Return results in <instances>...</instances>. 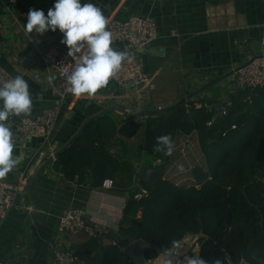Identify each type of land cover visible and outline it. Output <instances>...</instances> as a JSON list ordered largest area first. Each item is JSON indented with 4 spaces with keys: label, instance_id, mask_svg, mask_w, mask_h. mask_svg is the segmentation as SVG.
<instances>
[{
    "label": "crops",
    "instance_id": "crops-1",
    "mask_svg": "<svg viewBox=\"0 0 264 264\" xmlns=\"http://www.w3.org/2000/svg\"><path fill=\"white\" fill-rule=\"evenodd\" d=\"M55 2L0 0V66L14 77L23 76L28 82L33 100L29 115L39 114L58 102L53 89L57 77L46 71L36 47L53 49L65 57L69 56L68 48L61 43L63 34L59 29L43 34L25 30L29 9L43 10L47 16ZM84 3H93L105 14L121 20L135 15L151 16L156 20L158 37L144 52V69L151 82L123 89L110 79L108 86L92 98L68 97L62 104L54 133L48 142L42 138L19 136L14 131V121H6L14 133V156H22L23 159L11 173L0 178V182H20L22 179L23 188L16 205L4 219H0V264H53L57 248L71 250L72 246L82 242L87 235L61 237L57 233L61 217L73 208L84 209L100 232L110 234L124 249L134 239L120 228V220L131 191L144 188L138 172L148 168L160 171V178L176 183L193 182L191 169L205 165L196 132L189 136L179 135L169 161L162 165L159 160L145 156L144 127H141L132 138L118 135L110 147L112 153L130 160L135 167L131 191H119L104 185L92 188L69 181L55 169L53 161L26 188L25 184L38 166L77 132L86 118L87 106L95 105L92 114L113 103L137 110H145L149 106L159 110L195 93L193 98L223 103L232 93L239 91L234 86L235 70L254 56L264 54V0H81V4ZM16 4L24 11L17 12ZM14 17L21 19L24 28L16 24ZM112 47L124 51L121 42L112 43ZM50 76L55 77L51 84ZM219 103L217 115L223 107ZM2 104L0 101V107ZM113 112L119 124L127 120L126 113ZM185 144L187 153L182 155L180 148ZM178 164L183 165V172L178 171ZM195 236L198 240L199 236ZM104 240L109 242L106 238ZM180 243L183 245L181 258L199 254V249L194 247L187 253L184 240ZM175 252L176 249L172 248L162 251L153 264H166V257H174ZM75 264L84 263L78 260Z\"/></svg>",
    "mask_w": 264,
    "mask_h": 264
},
{
    "label": "trees",
    "instance_id": "trees-1",
    "mask_svg": "<svg viewBox=\"0 0 264 264\" xmlns=\"http://www.w3.org/2000/svg\"><path fill=\"white\" fill-rule=\"evenodd\" d=\"M15 9L24 11L19 4ZM218 103L192 97L143 120L125 114L127 120L122 124L113 111L102 114L85 124L53 161L54 167L69 181L97 188L110 180L112 188L131 191L134 165L110 151L118 135L129 139L144 127L143 150L165 165L170 156L155 150L156 138L170 134L174 147L179 135L196 132L205 165L191 169L193 182L176 183L161 177L152 187L143 183L147 193L135 199L140 188L131 191L120 228L144 242L146 260H155L171 249L173 240L203 234L197 243L198 256L205 260L264 264V87L232 93L219 103L226 108L225 115H217ZM227 204L232 210L230 227ZM224 231V251H220L207 237L219 240ZM71 251L84 264H138L108 233L87 237Z\"/></svg>",
    "mask_w": 264,
    "mask_h": 264
},
{
    "label": "clouds",
    "instance_id": "clouds-1",
    "mask_svg": "<svg viewBox=\"0 0 264 264\" xmlns=\"http://www.w3.org/2000/svg\"><path fill=\"white\" fill-rule=\"evenodd\" d=\"M107 25L108 20L102 9L93 3L56 0L47 16L43 10L29 9L25 30L41 34L49 30H60L63 34L61 43L68 48V55L76 61L74 70L67 77L70 86L67 92L88 99L106 88L110 79L120 71L122 63L132 59L128 51H118L112 47V33L107 30ZM82 52V55L77 56ZM48 79L51 84L55 77L50 76ZM0 101L3 102L0 107V178H4L23 159L22 156H14V133L6 121L13 116L29 115L33 108L29 84L23 76L16 75L0 85ZM156 140L155 150L171 156L173 142L170 134L159 136ZM177 169L184 171L182 164H178ZM170 247L176 249V252L174 257H166V264H222L218 258L208 261L195 254L181 258L183 245L177 240L171 241Z\"/></svg>",
    "mask_w": 264,
    "mask_h": 264
},
{
    "label": "built area",
    "instance_id": "built-area-1",
    "mask_svg": "<svg viewBox=\"0 0 264 264\" xmlns=\"http://www.w3.org/2000/svg\"><path fill=\"white\" fill-rule=\"evenodd\" d=\"M104 15L108 20L107 30L112 33V43H123L124 51H128L132 56L131 61L122 63L120 71L112 78L113 81L123 89L140 83L149 84L151 78L144 69V52L158 37L156 20L151 16L143 15H135L123 20L110 14L104 13ZM14 20L16 24L24 28L21 19L14 17ZM25 33L27 32L25 31ZM36 48L38 57L46 71L49 75L55 74L57 77L53 89L58 95V102L34 116H20L13 122V128L19 136L42 138L48 142L54 133L62 104L68 97L73 96L67 92L70 87L67 83V77L74 70L76 61L72 57H65L53 49L40 50L38 47ZM82 54L83 52L78 53L77 56ZM13 78L14 76L6 68L0 66V85ZM234 86L238 90L264 87V56L257 57L250 63L237 68ZM225 114L226 108L223 106L218 115ZM232 128H235V125ZM180 153L182 155L187 153L186 144L180 148ZM105 183L104 186L112 187V181L108 183L107 180ZM21 188H23L22 179L18 183L0 182V219H4L16 205ZM146 193V189L143 188L134 197L140 199ZM57 233L61 237L81 233L87 237H97L101 234L100 230L89 220L87 212L82 208L68 210L59 221ZM78 260L79 257L71 250L59 247L54 252L53 264H75Z\"/></svg>",
    "mask_w": 264,
    "mask_h": 264
},
{
    "label": "water",
    "instance_id": "water-1",
    "mask_svg": "<svg viewBox=\"0 0 264 264\" xmlns=\"http://www.w3.org/2000/svg\"><path fill=\"white\" fill-rule=\"evenodd\" d=\"M262 56H264V54L256 55L250 61H248L247 63L243 64L242 66L250 63L252 60H254L257 57H262ZM195 94H190V95L186 96L185 98H182L181 100H179L175 104H173V105H171V106H169L167 108H163V109H159V110H154V106H149L145 110H137V109H132V108L128 107L125 104L113 103V104L101 109L100 111L92 114V110L94 109L95 105L94 104H90L89 106H87V108L85 110V117L86 118L82 122V124L79 127V129L77 130V132L68 140V142L64 146H62L61 148L56 150L51 156H49L45 160V162H43L41 165L38 166V168L35 170L33 176L31 177V179L25 184V187L29 188L38 179L39 173L49 163L54 161L56 159V157L61 152H63L71 144V142L82 131V129L85 126V124L87 122H89L90 120H92V119H94V118H96V117H98V116H100L102 114H105V113H108V112H111V111H114V110L129 114L131 116L145 117V116H149L152 112H163L165 110L173 108L176 105L180 104L182 101L193 97ZM34 115H32V116H34ZM138 174L141 177V179L144 181V183L147 186H149V187H152L155 184V182L160 178V171H152V170H149L148 168H142V170L139 171ZM14 183H18V182H14ZM226 224H227L228 227H230L231 224H232V210H231V207L228 204H227V221H226ZM199 236H203V234H199ZM224 236H225V231L222 233V235H221L219 240H214L211 237H207V240H209L210 243L217 250L224 251V247H223ZM144 247H145L144 242L142 240L137 239V240H134L133 242H131L130 244H128L127 246H125L124 247V251L126 252V254H128L138 264H153V260H146L145 255H144ZM228 260H229L230 264H233V263H231L230 259H228ZM239 264H249V263L241 262Z\"/></svg>",
    "mask_w": 264,
    "mask_h": 264
},
{
    "label": "rangeland",
    "instance_id": "rangeland-1",
    "mask_svg": "<svg viewBox=\"0 0 264 264\" xmlns=\"http://www.w3.org/2000/svg\"><path fill=\"white\" fill-rule=\"evenodd\" d=\"M145 156L147 157L148 154L145 153ZM183 181L179 182V183H182ZM186 182L187 184L191 183L192 181L191 180H188V181H184ZM197 237L194 235H190L188 239H184V244L187 245V249H186V252L189 253L190 250L194 248L196 249H199V244H197ZM157 259V258H156ZM156 259L154 261H156Z\"/></svg>",
    "mask_w": 264,
    "mask_h": 264
}]
</instances>
